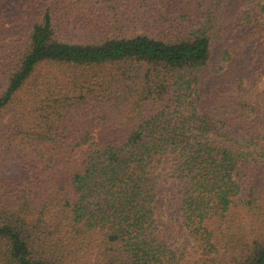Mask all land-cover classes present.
Returning a JSON list of instances; mask_svg holds the SVG:
<instances>
[{"label":"trees","instance_id":"trees-1","mask_svg":"<svg viewBox=\"0 0 264 264\" xmlns=\"http://www.w3.org/2000/svg\"><path fill=\"white\" fill-rule=\"evenodd\" d=\"M263 33L264 0H0V264H264Z\"/></svg>","mask_w":264,"mask_h":264},{"label":"rangeland","instance_id":"rangeland-1","mask_svg":"<svg viewBox=\"0 0 264 264\" xmlns=\"http://www.w3.org/2000/svg\"><path fill=\"white\" fill-rule=\"evenodd\" d=\"M234 9L235 5L231 3V5L227 8L222 16L221 30L215 33L211 39V59L203 70V85L205 86L211 82L212 72L217 66L218 59L224 49L229 44H233L235 48H240L237 45L238 43H229V36L232 29V21L234 17ZM262 39L264 40V33L262 34ZM257 53H260V51L258 52V48H250V57L256 55ZM262 56V66L251 70L252 73L253 71L259 70L261 76V80H259V83L261 84L264 82V51ZM252 59L256 60L257 58ZM11 169H13L12 165L7 167V170ZM158 198H160V201L158 204L159 210H157L156 215L157 223L169 237L172 247L175 248L178 252H181L183 254V257L185 258L197 256V249L193 244V241L183 224V218L180 217V212L178 211V196L174 184L172 182L164 183L159 189Z\"/></svg>","mask_w":264,"mask_h":264}]
</instances>
